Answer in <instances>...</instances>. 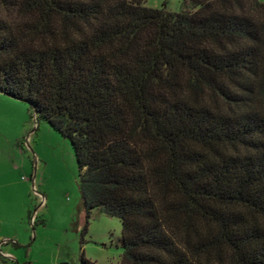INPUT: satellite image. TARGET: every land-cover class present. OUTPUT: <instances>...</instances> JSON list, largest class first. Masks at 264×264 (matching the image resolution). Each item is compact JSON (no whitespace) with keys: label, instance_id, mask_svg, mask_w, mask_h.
<instances>
[{"label":"trees","instance_id":"1","mask_svg":"<svg viewBox=\"0 0 264 264\" xmlns=\"http://www.w3.org/2000/svg\"><path fill=\"white\" fill-rule=\"evenodd\" d=\"M0 93L68 139L119 264H264V2L0 0Z\"/></svg>","mask_w":264,"mask_h":264},{"label":"rangeland","instance_id":"2","mask_svg":"<svg viewBox=\"0 0 264 264\" xmlns=\"http://www.w3.org/2000/svg\"><path fill=\"white\" fill-rule=\"evenodd\" d=\"M140 1L172 12L183 2ZM119 239L116 217L85 211L68 139L36 121L23 101L0 93V241L12 246L0 264H81V255L119 264Z\"/></svg>","mask_w":264,"mask_h":264},{"label":"crops","instance_id":"3","mask_svg":"<svg viewBox=\"0 0 264 264\" xmlns=\"http://www.w3.org/2000/svg\"><path fill=\"white\" fill-rule=\"evenodd\" d=\"M5 240L0 241V255L5 257H10V248L11 245H8L7 243H4ZM11 246V247H10ZM15 248V247H14Z\"/></svg>","mask_w":264,"mask_h":264}]
</instances>
